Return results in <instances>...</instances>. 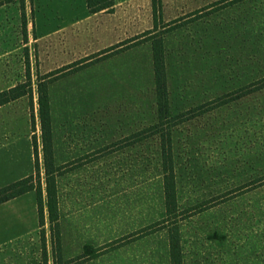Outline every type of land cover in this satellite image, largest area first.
<instances>
[{"label":"rangeland","instance_id":"374dc122","mask_svg":"<svg viewBox=\"0 0 264 264\" xmlns=\"http://www.w3.org/2000/svg\"><path fill=\"white\" fill-rule=\"evenodd\" d=\"M113 4L93 14L86 0H0V92L31 84V100L0 107V188L32 169L42 210L36 233L11 244L3 219H29L28 209L0 210V264H54L52 235L60 264H169L173 228L182 264H264V0ZM153 42L167 84L160 121ZM162 135L172 149L170 215Z\"/></svg>","mask_w":264,"mask_h":264},{"label":"trees","instance_id":"16d2710c","mask_svg":"<svg viewBox=\"0 0 264 264\" xmlns=\"http://www.w3.org/2000/svg\"><path fill=\"white\" fill-rule=\"evenodd\" d=\"M113 0H86V6L90 13H98L100 11L109 10L113 7ZM152 61H153V73H154V85H155V95H156V108L158 121L165 120L169 116L168 113V99H167V84H166V74L164 65V55L162 51L161 43H152ZM264 86H257V90L263 88ZM256 91V90H254ZM38 94V106H39V118L41 127V137H42V147L44 155V165H45V175L47 184V193L52 192L53 179H51L52 167L51 163V153H50V119H49V108H48V97H47V86L45 84H39L37 89ZM29 97L31 100V84L29 81L23 84L16 85L10 89L0 92V107L4 106L10 102H13L21 97ZM33 115L31 116V119ZM169 135V133H168ZM162 138L161 144V158L163 167V197L164 205L167 215L172 214L176 207L175 192H174V179H173V168H172V149L170 145V137L168 136V142H164ZM33 142V152H34V167L37 168L36 162V146ZM37 191V188L33 183V176H28L21 180H18L10 185L0 188V205L19 197L25 193ZM50 196V193L48 194ZM37 203V213L39 227L42 226V210H41V200L38 195H36ZM51 208V207H50ZM49 219L51 222L54 221V216L52 210L49 209ZM168 246H169V264H182L181 262V250L179 245V235L178 229H168ZM53 236V247L55 248L54 264H60L61 259L58 255V248L56 238ZM91 252L88 248L81 255L82 257H88ZM73 261L69 260L66 264H72ZM44 264L46 262L44 261Z\"/></svg>","mask_w":264,"mask_h":264},{"label":"crops","instance_id":"0c3cea01","mask_svg":"<svg viewBox=\"0 0 264 264\" xmlns=\"http://www.w3.org/2000/svg\"><path fill=\"white\" fill-rule=\"evenodd\" d=\"M3 149H4L3 146L0 147V151H3ZM33 172L34 171L31 169L30 171H28L27 173H24L20 177L15 178L14 181L31 176ZM3 175H4V166H3V163H1L0 164V187L7 184V183H3L2 181ZM21 204L24 205L23 209H26V214H27V209H28L29 219H26L27 216H23L24 214L22 212L16 213V214L13 213L8 219L4 218L3 222L7 224V226L4 228H7V227L10 228L13 231V233L7 239L2 241L3 244L4 243L11 244L15 241H19L21 238L35 234L37 229L39 228L37 203H36V200L33 198V191L25 193L19 197H16L14 199H11L1 204L0 210L4 211L6 209H9L10 207L18 208L19 205L21 207ZM27 224L30 226L29 230H25ZM4 225L1 226V222H0V228H2ZM0 245H1V242H0Z\"/></svg>","mask_w":264,"mask_h":264}]
</instances>
